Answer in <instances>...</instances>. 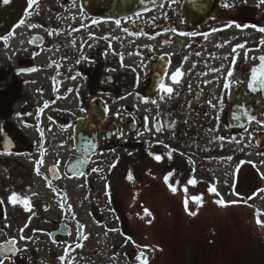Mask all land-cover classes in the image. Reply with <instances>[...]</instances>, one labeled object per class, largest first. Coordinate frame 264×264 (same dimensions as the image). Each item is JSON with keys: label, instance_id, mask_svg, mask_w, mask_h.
I'll return each instance as SVG.
<instances>
[{"label": "flooded vegetation", "instance_id": "obj_1", "mask_svg": "<svg viewBox=\"0 0 264 264\" xmlns=\"http://www.w3.org/2000/svg\"><path fill=\"white\" fill-rule=\"evenodd\" d=\"M76 2L80 23L63 32V26L57 32L26 26L23 17L0 34V264L17 256L18 242L28 237L27 228L11 225V215L20 221V210L28 214L29 192L38 185L44 189L46 177L56 183L85 180L115 151L131 154L135 173H146L138 156L150 152L157 157L149 160L152 173L170 175L177 189L187 183L194 169L178 149L166 152L163 142L151 143L148 151L141 148L142 104L150 103L156 113L155 134L171 127L167 114L174 110L186 117L180 127L197 124L201 130L215 124L225 130L224 138L236 136L238 112L253 120L264 114V27L252 24L264 11L246 9L247 0H220L204 20L189 18L183 0H163L116 20L89 16ZM22 28V38L11 44ZM251 31H261L262 39L250 47L258 53L246 64L231 41ZM218 99L225 102L218 107L220 115L207 122ZM198 137L177 138L175 146L188 145V157L202 158ZM51 148L56 161L45 167ZM232 178L237 185L238 178ZM118 196L116 191L109 201L124 236L131 235ZM28 218L26 223L33 217ZM58 227L49 232L50 239L52 233H69L68 227Z\"/></svg>", "mask_w": 264, "mask_h": 264}, {"label": "rangeland", "instance_id": "obj_2", "mask_svg": "<svg viewBox=\"0 0 264 264\" xmlns=\"http://www.w3.org/2000/svg\"><path fill=\"white\" fill-rule=\"evenodd\" d=\"M76 1L0 0V34L23 17L26 26H49L52 32L59 26L64 27L62 32L70 29L80 23ZM247 4L246 9L264 11V0H247ZM256 20L253 26L264 27V17ZM24 30L16 31L11 44L22 38ZM259 32L237 34L231 41L238 47L239 61L253 62L258 51L250 47L259 46ZM55 40L53 36L51 41ZM219 99L207 122L215 123L220 115L218 107L225 102ZM149 108L150 103L139 107L141 148L148 151L151 143L163 142L166 152L178 149L194 169L187 183L177 189L170 175L152 173L149 160L157 157L150 152L138 156L146 173H135L131 154L115 151L99 161L96 172L85 180L56 183L46 177L44 189L38 185L37 191L29 192L32 209L28 214L20 210V221L11 215V225L27 228L28 237L18 242L17 256L4 264H264V114L260 120L238 127L235 137L224 138L225 130L216 129L215 124L200 126L201 130L197 124L180 127L186 117L179 110L167 114L171 127L155 134L152 121L156 113ZM191 120L188 117V122ZM171 132L175 133L170 136ZM193 133L201 138L199 159L188 157V145L175 146L177 138L190 140ZM50 150L45 167L56 161L53 148ZM65 155L62 150L59 157ZM256 169H261L260 173L256 174ZM233 175L238 178L237 185ZM116 191L131 235L124 236L109 201ZM12 209L16 215L15 207ZM61 224L70 234L51 240L49 232Z\"/></svg>", "mask_w": 264, "mask_h": 264}, {"label": "water", "instance_id": "obj_3", "mask_svg": "<svg viewBox=\"0 0 264 264\" xmlns=\"http://www.w3.org/2000/svg\"><path fill=\"white\" fill-rule=\"evenodd\" d=\"M162 2L163 0H79L80 7L86 14L105 20L120 19L139 10L158 6ZM219 2L220 0H183L181 8L189 18L204 20L214 14ZM253 82L254 86L258 83ZM247 123L248 119L238 113L236 125L243 127Z\"/></svg>", "mask_w": 264, "mask_h": 264}]
</instances>
